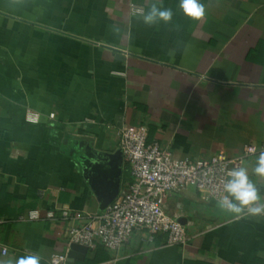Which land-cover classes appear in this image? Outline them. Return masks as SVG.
Returning a JSON list of instances; mask_svg holds the SVG:
<instances>
[{
	"label": "crops",
	"instance_id": "crops-1",
	"mask_svg": "<svg viewBox=\"0 0 264 264\" xmlns=\"http://www.w3.org/2000/svg\"><path fill=\"white\" fill-rule=\"evenodd\" d=\"M198 2L193 20L180 0H0V264L57 252L72 264H264V211L232 212L195 188L165 202L185 219V246L145 231L118 251L68 244L62 210L99 215L132 182L124 126H145L179 159L264 148V0ZM152 4L171 21L146 24ZM260 153L243 167L258 207Z\"/></svg>",
	"mask_w": 264,
	"mask_h": 264
},
{
	"label": "built area",
	"instance_id": "built-area-1",
	"mask_svg": "<svg viewBox=\"0 0 264 264\" xmlns=\"http://www.w3.org/2000/svg\"><path fill=\"white\" fill-rule=\"evenodd\" d=\"M130 11L134 15L143 14L144 8L131 4ZM50 117L53 118L54 114ZM28 119L36 122L39 117L29 114ZM116 135L129 164L132 182L99 215L62 210V219L71 224L66 234L70 246L94 248L100 244L108 250L118 251L134 231L147 232L151 240L162 235L168 246H185L190 238L185 226L166 213L167 197L195 188L203 200L219 202L228 195L224 191V184L230 178L228 173L244 167L248 157L264 151V148L246 145L235 157L218 153L209 159H179L157 141H150L145 126H124ZM39 218L38 211L29 213V220ZM47 218H54V213L49 212ZM76 221L81 222L80 225H76ZM6 251L3 248L2 254ZM50 264L72 263L68 253L57 252L51 256Z\"/></svg>",
	"mask_w": 264,
	"mask_h": 264
},
{
	"label": "clouds",
	"instance_id": "clouds-1",
	"mask_svg": "<svg viewBox=\"0 0 264 264\" xmlns=\"http://www.w3.org/2000/svg\"><path fill=\"white\" fill-rule=\"evenodd\" d=\"M180 8L186 16L193 20H199L205 14V9L198 0H180ZM171 18L172 11L170 9H161L155 4L151 5L150 10L143 17L144 22L149 25L156 23L158 20L169 22ZM255 173L264 176V151L259 154ZM228 176L230 178L224 184V191L228 195L220 199V207L232 212H240L242 209L247 208L253 214L264 211V205L254 206L261 197L258 195L255 185L250 182L245 168L234 169L228 173ZM229 197H232L238 203L232 202ZM7 264H13V262L9 260ZM15 264H41V261L39 256L24 255L17 258Z\"/></svg>",
	"mask_w": 264,
	"mask_h": 264
},
{
	"label": "water",
	"instance_id": "water-1",
	"mask_svg": "<svg viewBox=\"0 0 264 264\" xmlns=\"http://www.w3.org/2000/svg\"><path fill=\"white\" fill-rule=\"evenodd\" d=\"M118 153H119V156H122V151H121V150H119ZM116 196H117V193H115L114 196H111L106 202H104V204H103V209H104V210H105L106 207L108 206L109 202H111ZM177 221L180 222L182 225L185 224V219H184L183 217H179V218L177 219ZM74 247H76V248H81V249H83L84 251L87 250V248L82 247V246H79V245H74ZM72 255H73L72 252H70V253H69V256H72Z\"/></svg>",
	"mask_w": 264,
	"mask_h": 264
}]
</instances>
